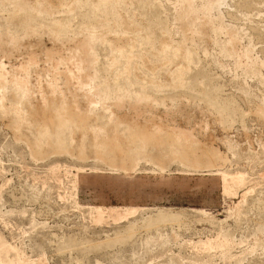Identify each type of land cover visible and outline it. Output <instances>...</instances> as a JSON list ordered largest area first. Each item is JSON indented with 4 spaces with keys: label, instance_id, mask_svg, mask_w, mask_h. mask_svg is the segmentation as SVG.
I'll return each mask as SVG.
<instances>
[{
    "label": "rangeland",
    "instance_id": "1",
    "mask_svg": "<svg viewBox=\"0 0 264 264\" xmlns=\"http://www.w3.org/2000/svg\"><path fill=\"white\" fill-rule=\"evenodd\" d=\"M0 264H264V0H0Z\"/></svg>",
    "mask_w": 264,
    "mask_h": 264
},
{
    "label": "bare ground",
    "instance_id": "2",
    "mask_svg": "<svg viewBox=\"0 0 264 264\" xmlns=\"http://www.w3.org/2000/svg\"><path fill=\"white\" fill-rule=\"evenodd\" d=\"M84 53V52H83ZM84 59L83 58H81V55H79V60H78V63L79 64H81L82 63V61H83ZM80 80H81V78H80ZM82 80H83V78H82ZM78 82H80L79 84H83V81H78ZM226 188V187H225ZM97 213H101V210H97ZM129 213V212H128Z\"/></svg>",
    "mask_w": 264,
    "mask_h": 264
}]
</instances>
